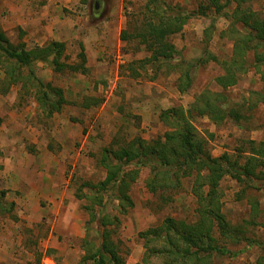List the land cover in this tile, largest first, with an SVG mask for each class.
Instances as JSON below:
<instances>
[{
    "label": "rangeland",
    "instance_id": "obj_1",
    "mask_svg": "<svg viewBox=\"0 0 264 264\" xmlns=\"http://www.w3.org/2000/svg\"><path fill=\"white\" fill-rule=\"evenodd\" d=\"M165 1L186 13H193L198 5L194 0ZM145 2L0 0V30L11 43L23 41L30 48L63 41L62 60L68 63L79 62L77 52L82 44L86 57L84 73L54 71L49 64H36L37 74L61 87L66 98L61 111L50 117L42 115L30 89L25 94L19 85H13L0 93V189L6 190L3 201L7 207L13 204L11 212H0V264H77L85 251L83 237L89 232V237L99 242L97 220L90 221L89 210L98 213V204L109 198L103 211L120 220L112 238L124 264H143V240L137 237L138 231L167 216L196 219L190 178H183L176 190L152 193L146 186L150 169L140 167L128 191L133 205L123 212L108 192L101 203H93L88 186L82 185L104 178L106 170L100 158L105 148L138 137L151 141L162 136L167 130L159 119L162 109H185L204 89L220 90L214 79L221 68L213 60L192 68V83L185 91H179L178 80L184 59L196 57L205 46L218 58L230 54V18L211 13L213 20L192 14L182 29L169 37L175 48L173 66L141 68L137 60L148 52L136 39L123 40L120 32L136 31L145 19ZM263 2L249 3L264 16ZM207 29L209 41H205ZM252 55H247L249 60ZM253 91L264 93V79L251 67L225 90L243 114L239 123L193 117L198 135L206 140L213 156L226 152L236 157L248 139L264 142V101L257 100ZM219 190L223 214L231 224H245L253 216L252 204L258 205L253 223L246 228L251 243L230 245L237 255L221 261L264 264V179L237 181L225 175Z\"/></svg>",
    "mask_w": 264,
    "mask_h": 264
},
{
    "label": "trees",
    "instance_id": "obj_2",
    "mask_svg": "<svg viewBox=\"0 0 264 264\" xmlns=\"http://www.w3.org/2000/svg\"><path fill=\"white\" fill-rule=\"evenodd\" d=\"M145 1V19L136 31L128 33L122 29L120 32L123 40L136 39L138 45L148 52L147 56L137 60L141 68L146 65L155 69L164 65L173 66L171 60L175 48L169 37L179 32L192 14L210 16L213 20L220 14L230 18V54L218 58L210 54L205 46L196 57L184 59L178 80L179 91H185L192 83V68L213 60L221 68V73L214 79L220 90L204 89L185 109L180 106L162 109L159 119L167 126L162 136L151 141L138 137L125 145L105 148L100 158V164L106 170L104 178L96 183L83 182L82 185L88 186L89 198L93 203H101L104 193L108 192L119 201V211L123 212L127 206L133 205L128 191L140 167L150 169L151 176L146 186L152 193L159 189L176 190L181 187L183 178H190L191 193L196 201V219L185 221L167 216L160 223L138 231L137 237L143 240L144 247L142 263L225 264L221 261L222 257L237 255L230 245L241 241L247 245L251 243L246 228L253 223L258 205L252 204L253 216L245 224H231L223 214L219 183L225 175L237 181L264 179V142L248 139L246 146L237 151L236 157L226 152L213 156L206 146V140L198 135L193 117L206 116L214 122L225 119L236 124L240 122L243 114L237 109V102H232L225 90L235 85L240 75L247 73L251 67L264 79V69L260 68V65H264V16L252 8L249 3L252 0H194L198 5L193 13L180 12L165 0ZM237 24L240 25L239 29ZM205 35V41H209L210 29L205 30ZM64 50L65 44L59 40L30 48H26L23 41L13 44L0 30V93L19 85V91L25 94L29 89L33 91V98L45 117L60 112L66 103L63 89L43 80L36 72V64H49L54 71L84 73L86 57L83 45L77 52L79 62L63 61ZM250 52L253 53V60L247 57ZM253 93L258 95L257 100L264 101V93ZM5 192L0 189V212H11L13 204L7 207L3 201ZM107 201L110 198L105 199V204H98V213L89 210L90 221L97 220L95 230L99 233V242L96 244L88 232L82 239L85 251L77 264L125 263L112 238L114 227L118 226L120 220L116 214L109 215L103 211ZM153 260H157V263Z\"/></svg>",
    "mask_w": 264,
    "mask_h": 264
},
{
    "label": "clouds",
    "instance_id": "obj_3",
    "mask_svg": "<svg viewBox=\"0 0 264 264\" xmlns=\"http://www.w3.org/2000/svg\"><path fill=\"white\" fill-rule=\"evenodd\" d=\"M42 46V45H41Z\"/></svg>",
    "mask_w": 264,
    "mask_h": 264
}]
</instances>
